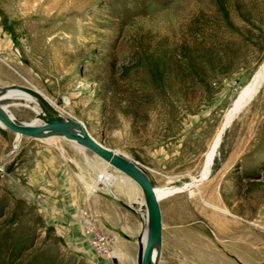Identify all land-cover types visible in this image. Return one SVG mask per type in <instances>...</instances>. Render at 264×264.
<instances>
[{"label": "rangeland", "instance_id": "1", "mask_svg": "<svg viewBox=\"0 0 264 264\" xmlns=\"http://www.w3.org/2000/svg\"><path fill=\"white\" fill-rule=\"evenodd\" d=\"M0 34V87L37 90L153 187L176 189L159 200L170 249L158 264H208L214 219L230 221L232 255L246 237L250 263L264 264V79L203 178L264 64V0H0ZM0 105L22 123L42 111L16 95ZM18 138L0 124V264H120L99 212L144 229L138 184L62 136Z\"/></svg>", "mask_w": 264, "mask_h": 264}, {"label": "water", "instance_id": "2", "mask_svg": "<svg viewBox=\"0 0 264 264\" xmlns=\"http://www.w3.org/2000/svg\"><path fill=\"white\" fill-rule=\"evenodd\" d=\"M0 90H17L34 96L46 108L53 110L50 103L37 90L19 84L1 86ZM5 97H9V95L2 98ZM0 124L18 134V139L21 136L32 138H44L53 135L62 136L80 145L82 149L90 150L109 166L134 180L141 189L146 208V234L143 244L139 243L138 246L137 264H158L156 249L160 247L162 230L160 198L156 196L151 181L138 164L96 141L79 121L69 117L37 111L33 122L22 123L16 121L5 109V106L0 105ZM209 173L206 178L209 176ZM157 257L159 256L157 255Z\"/></svg>", "mask_w": 264, "mask_h": 264}, {"label": "crops", "instance_id": "3", "mask_svg": "<svg viewBox=\"0 0 264 264\" xmlns=\"http://www.w3.org/2000/svg\"><path fill=\"white\" fill-rule=\"evenodd\" d=\"M0 40H1V36H0ZM3 48L5 47L2 46V44H0V52L4 50ZM111 205L112 204H110V206ZM99 213H100V219L102 223L104 224L106 231L112 237V243H113L112 247L117 252L116 258H118L119 263L120 264H137L138 246H136L135 244V238H138L139 236H140L139 238H141L142 236L141 233L143 229L142 228H141L142 230L140 229V225L133 218V216H131L128 213H126V215H123L121 213H118L117 211L116 217L114 216V214H109L106 210L101 211ZM108 220L112 222L110 226L106 225V222H108ZM209 223H213L210 226H213L216 228L223 227V229H222V232L217 230V232L215 231V233H213L214 236L212 238V243L210 246V253H209L210 255L208 257L209 259L208 264H232V263L233 264H251L250 263L251 259L250 260L248 259V253H247L248 250H250L249 246L250 247L253 246L250 240H247L246 237H242V246H240V248L237 247L239 248V251H236L238 253L235 255H232L231 253L232 248L230 244L231 234H230V228H228L230 227V221L214 219L212 221H209ZM169 239L170 238L165 236L163 234V231L161 230L159 257L162 256L163 253L166 252L167 249H170L168 248L170 245ZM139 243H140V240H139ZM206 251L208 254L207 249L203 250V253H206ZM253 259L260 260V262L258 263L262 262L261 256L254 257ZM200 262L201 261H199V263Z\"/></svg>", "mask_w": 264, "mask_h": 264}, {"label": "bare ground", "instance_id": "4", "mask_svg": "<svg viewBox=\"0 0 264 264\" xmlns=\"http://www.w3.org/2000/svg\"><path fill=\"white\" fill-rule=\"evenodd\" d=\"M264 79V64L262 65V67L260 68V70L257 72V74L254 76V78L252 79L251 83L248 85V87L246 88V90L243 92L242 96L240 97L239 101L236 103V106L231 110V112H229L226 121L220 131V133L218 134L217 138L215 139L214 143L212 144V147L207 155L206 158V162H205V166H204V170H203V178H206V176L208 175V173L210 172L211 169V165L213 160L215 159L216 156V152L217 149L221 143V139L223 137V133L226 130V127L230 124L232 118L235 116V114L241 110V108H243V106L248 103V101L254 96V94L256 93V91L258 90V88H260L259 86L261 85L262 81ZM21 96L22 98L24 97V99L26 98L29 101H33L35 102L39 107H41L43 113L45 114H53V115H57L56 114V109L53 105L52 108L53 110H51L50 108H47L41 104V102L35 98L34 96H30L27 95L25 93L19 92L17 90H0V98H2L3 96ZM39 112V111H38ZM50 112V113H49ZM62 116V115H60ZM33 122V121H32ZM31 123V122H30ZM2 125V124H1ZM18 135V134H17ZM47 138V137H46ZM80 146V145H79ZM81 147V146H80ZM84 150V149H83ZM104 179L106 180V182L108 184L113 183L114 181H118V178L116 176H111V175H106V173L104 174ZM132 180V179H131ZM132 182H135L134 180H132ZM197 180H194L192 183L185 185L183 188H181V190L183 189H190L192 186H195L197 184ZM176 191V189H169V188H158L154 186V192L156 194V196L158 198L167 195V194H172ZM138 209H140L141 214L143 216L144 219V229L142 232V236L140 238V244H143L144 242V237L146 234V208H145V202L144 199L142 198V200L138 203ZM214 206V205H213ZM218 208V207H215ZM219 209V208H218ZM223 212H226L223 209H220ZM157 255L159 256V247L156 249V259L158 258Z\"/></svg>", "mask_w": 264, "mask_h": 264}, {"label": "built area", "instance_id": "5", "mask_svg": "<svg viewBox=\"0 0 264 264\" xmlns=\"http://www.w3.org/2000/svg\"><path fill=\"white\" fill-rule=\"evenodd\" d=\"M83 219L85 223L88 224L90 216L88 213H83ZM88 232L90 234L92 246L97 253L100 254H108L109 253V240L106 236H104L101 232L94 230L93 228L89 227Z\"/></svg>", "mask_w": 264, "mask_h": 264}]
</instances>
